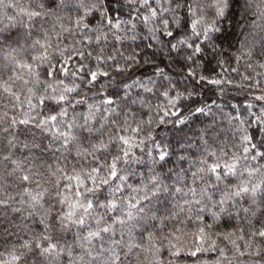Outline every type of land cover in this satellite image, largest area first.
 Instances as JSON below:
<instances>
[{
  "label": "snow or ice",
  "instance_id": "6c2138e0",
  "mask_svg": "<svg viewBox=\"0 0 264 264\" xmlns=\"http://www.w3.org/2000/svg\"><path fill=\"white\" fill-rule=\"evenodd\" d=\"M28 4L23 8L18 0H0V7H19L21 17L0 15V108L10 106L12 112L11 117L8 111L0 115V264H143L144 251L152 253L151 264H163L160 248L152 243L153 233L145 236L143 228L144 222L157 217H150L141 202L168 186L161 189L158 177H152L134 187L128 183L131 169L119 167L129 163L132 149L144 143L134 140L133 134L142 127L132 126L127 109L137 100L128 90L137 85L152 91L138 73L168 79L164 53L175 62L173 67L180 68L191 67L189 60L205 62L215 53L219 66V58L228 55L223 44L231 41L228 48L246 58L249 68L254 57L264 61V0H28ZM109 44L122 63L117 55L104 54ZM118 46L132 51L125 55ZM110 61L116 62V73L132 81L125 82L124 96L117 99L103 94L106 85L101 78H111V72L102 66ZM259 67L264 68V62ZM85 89H95L100 100L88 105L86 114L76 111L86 103L76 98ZM255 98L264 101V96ZM234 119L243 123L239 116ZM251 124L257 125L251 134L237 126L219 148L206 147L198 165H190L195 168L191 184L187 172L178 173L179 186L172 188L185 205L195 206L181 211L197 213L201 241L207 236L205 229L221 220L237 222L240 235L223 236L232 245L228 251L211 245L218 251L217 264H233L241 256L264 264V115ZM217 139L218 133L212 143ZM166 155L161 152L159 159L164 161ZM149 182L152 188L147 187ZM141 191L144 195L139 196ZM209 218L212 223H205ZM183 223L178 221L177 231ZM243 225L249 227L242 247L237 240H245ZM169 251L180 255L179 250Z\"/></svg>",
  "mask_w": 264,
  "mask_h": 264
},
{
  "label": "trees",
  "instance_id": "16d2710c",
  "mask_svg": "<svg viewBox=\"0 0 264 264\" xmlns=\"http://www.w3.org/2000/svg\"><path fill=\"white\" fill-rule=\"evenodd\" d=\"M13 2L15 3L16 0ZM18 3L23 8L29 7L28 0H18ZM19 11V7L14 9L0 7V15L8 12L16 15L17 20L21 18L18 15ZM228 26L225 25V27ZM229 43L231 41L223 44L228 55L219 58V66L213 59L215 53L208 55L205 62L197 60L196 64H192V61L189 60L188 64L191 67L185 68L173 67L175 62L168 59L167 53H164V63L169 65L164 70L168 74V79H164L162 76H142L141 73H138L137 77H142L147 82V87L151 88L152 91L146 92L137 85L128 90L129 96L137 100L136 104H130L127 109L133 117L132 126L142 127V131L133 134L134 140L136 143L143 140L144 143L132 149L131 156L127 158L129 163H121L119 167L131 169L128 174V183L134 187L141 186V179L148 181L152 177H158L161 189L165 185L168 186L167 190L158 191L154 195L149 193V199L141 202L142 205L146 206L145 211L150 217H157L155 221L148 219L144 222L143 228L146 229L145 236L147 232L153 233L152 243L156 248H160V258L163 264H169V261L173 264H217L218 251L212 249L211 245L215 243L218 248L224 247L228 251L232 245L229 241L224 240L223 236L230 232H236L237 236L240 235L237 232L235 220H221L212 227L205 229L207 236L201 241L198 238L200 222L197 220V213L195 211H181L182 208H194L195 206L185 205L183 199L172 191V188L179 186L177 184L178 173L180 176H184L187 172V180L191 184L190 174L195 168H190V165H198L206 147L211 146L214 150L219 148L221 140L229 139L237 126L240 129L247 128L251 134L257 125L251 124L249 126L250 122L256 117L264 115V101L255 98L264 96V68L259 67V64L264 61L254 57L251 61L252 67L249 68L246 58L240 57L239 53L229 49ZM92 47L96 46L93 45ZM118 47L127 55L132 51L134 45L132 47ZM148 51L152 50L149 49ZM104 54L117 55V61L122 63L111 44L105 48ZM178 55L180 54L172 53V56ZM229 56L234 59H229ZM57 58L54 57V62ZM85 63L95 65V61H85ZM115 63L110 61L107 65L102 66L111 72V78L101 79L106 85L103 94H112V98L117 99L124 96L125 82L131 84L132 81L128 80L127 75L116 73L113 70ZM233 69L237 71H233ZM189 72H193L194 75L189 76ZM200 76L205 77V80L197 79ZM244 76H248L249 79H243ZM61 78L65 79L64 77ZM209 79L220 80L221 83L219 85L211 84L207 82ZM66 82H69V86H71L69 80L66 79ZM116 93H119L120 96L117 97ZM76 98L86 101L85 104L78 105L76 108V111L85 114L88 111V105L99 104L100 102L95 89L91 91L85 89L84 93ZM249 104L252 105L251 108L247 107ZM197 108L204 111L196 112ZM4 111H8L9 117L12 116L10 106L8 109L0 108V115H3ZM72 113L73 110L69 109L70 116ZM236 116L241 118L242 124L234 119ZM109 131L111 132V128ZM217 133L218 139L213 144L212 139ZM124 134L128 135L129 133ZM240 134V132H235L237 137ZM104 139H107V136ZM161 152L167 154L164 161L159 159ZM153 186L151 182L147 185L148 188ZM138 195L142 196L144 192L141 191ZM259 214L258 212L257 218ZM255 219L253 218V222ZM180 220H183L184 223L179 225L181 230L177 231L176 228ZM205 223H212L211 219L209 218ZM153 224L157 226L152 227ZM243 226L245 240H237V243L242 247L248 240L249 227L248 225ZM136 235L139 237V232ZM67 238L71 239V235L69 234ZM142 243L145 248L149 245L147 239ZM173 246L175 247L173 248ZM170 249L179 250L180 255L178 257L172 256ZM193 252H196V255H192ZM141 256L143 264H151V252L144 251ZM253 259L251 256H241L237 260H233V264H252Z\"/></svg>",
  "mask_w": 264,
  "mask_h": 264
}]
</instances>
